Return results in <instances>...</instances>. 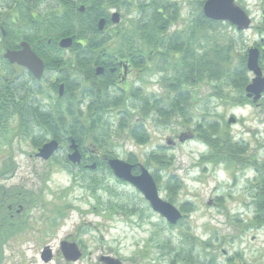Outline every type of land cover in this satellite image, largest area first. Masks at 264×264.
<instances>
[{"label":"rangeland","instance_id":"374dc122","mask_svg":"<svg viewBox=\"0 0 264 264\" xmlns=\"http://www.w3.org/2000/svg\"><path fill=\"white\" fill-rule=\"evenodd\" d=\"M129 1L120 12L123 24L134 32L141 21H147L149 14L145 12L151 13L163 0ZM165 1L177 9L172 11L175 18L170 22L175 24L159 36L167 37L162 41L166 43L174 35L185 32L191 35V26L199 19L196 16L199 5L205 0ZM263 2L246 0L245 5L254 20L253 26L243 33L229 22L216 20H212L217 24L207 35L200 30L204 40L220 43L232 40L229 54L232 66L228 68H236L238 74L228 80L237 76L238 84L246 77L239 76V72L244 70L242 63L247 64V49L256 43L264 45ZM167 12L168 15L172 13ZM110 48L117 46L111 44ZM57 75L48 74L46 82ZM171 75V70L163 67V59L155 57V62L146 64L143 72L134 74L136 82L131 79L125 88H141L142 96H155L161 99V105L168 107L176 95L168 87ZM228 82L221 79L204 81L192 89L189 86L183 93L187 100L184 104L186 115L182 117L171 114V118L165 120L166 117L159 119L156 111L145 115L133 109L134 116L128 124L140 120L150 141L139 145L128 131L117 134L113 141L118 158L128 161L133 153L135 163L143 164L153 176L159 173L160 181L155 180L160 196L184 214L176 225L154 212L133 185L108 171L87 168L85 173L83 168L74 165L68 168L69 143L61 144L48 161L36 157L39 147H35L33 137L39 136V139L44 130L29 129V134H24L12 113L0 116V172L15 162L14 177L0 178V184L5 190L17 187L16 191L23 192L17 196V202L13 198L10 200L9 195L3 197L2 193L1 203H13L17 209V205L28 207L15 214L17 227L11 232L10 241L0 245V264H104L100 258L107 255L119 259L122 264H186L176 261L177 256L191 249L198 256L195 264H264V224H259L264 216L260 211L264 200V110L239 106L241 89ZM42 84L43 91L50 92L46 102L55 100L58 87L52 90ZM232 97L237 98V104ZM109 116L114 123L119 120L117 110L111 111ZM231 117H235L236 122L229 124ZM203 121L214 124L220 133L228 132L229 142L212 149L198 139L196 123ZM189 133L193 138L188 137ZM45 138L46 141L53 139L51 135ZM243 138L245 141H241ZM153 152L165 155L170 163L159 165L150 161L147 166L148 156ZM210 155L216 156L217 160L213 159L219 162L209 160ZM204 157L207 160L202 163ZM73 172L79 179L85 176L86 182L73 185ZM94 172L100 181L95 192L87 188ZM170 174L177 175L182 182L172 196L166 189ZM5 205L3 209L7 211ZM63 241L77 243L82 257L75 262L65 260L61 250ZM47 246L52 249L49 262L41 257Z\"/></svg>","mask_w":264,"mask_h":264},{"label":"trees","instance_id":"16d2710c","mask_svg":"<svg viewBox=\"0 0 264 264\" xmlns=\"http://www.w3.org/2000/svg\"><path fill=\"white\" fill-rule=\"evenodd\" d=\"M78 1L86 5V13L79 11L81 4ZM118 1L64 0L61 2L63 8L60 6L59 10L53 11L52 15H48L43 20V23L42 21L39 23H36L37 20L34 21L36 23H33L34 35L44 38V41L51 39L50 46L52 47L53 45L54 48L59 50L60 47L56 45L57 40L67 36H71L74 39L73 49H109L110 46L106 42L100 43L95 37L99 34L97 22L103 15V11L106 10L104 7H108V4L117 3ZM156 8L161 10L160 14L155 8L151 13L145 12L149 14L147 19L149 23L145 27L144 32H149V34L146 35L144 43L137 39L134 40L135 42L127 40L124 35L119 41L117 48L125 49L126 46L138 48L137 43H140L147 50H162L156 55V58L163 59V67L171 70L172 75L168 78L171 82L168 87L172 88L176 93L173 100L169 102L168 107H165L164 104L161 105V99H155V96H142L141 88L134 87L131 90L124 88L121 91L114 89L112 91L105 84L107 83V81L104 82L105 78H100L93 74L92 66L95 57L90 53L85 52L78 56V58H81V56L88 58L87 62L82 63L81 61H74L73 58L65 61H53V58L38 51L47 61V64L49 63L51 66L49 69H62L63 72H68L69 75H76V81L79 84L76 85L74 84L76 81H70L69 88L77 87L80 93L72 94L67 89L64 96H59L52 102L47 103L46 96L50 92L45 93L43 91L41 82L35 80L31 75L28 76L19 66L13 68V65L9 64L10 66L6 68L4 59L0 56V116L12 113L18 119L19 128L24 134H29V129L33 131L36 129L44 130V133L40 134L41 137L39 139L37 138L39 136L33 137L35 147L42 146L46 142L45 137L47 135L59 140L61 144H70L71 139L74 138L80 148L94 146L107 157L115 158L117 154L113 147V141L116 139L117 134L119 136L121 132L128 131L130 137L139 145L147 144L150 141V135L140 120H136L131 125L128 124V120L134 116H132L133 109L140 110L145 115L156 111L160 115L159 119L166 117L165 120L171 114L182 117L186 115L184 104L187 100V97H183V93L189 86L192 89L193 86H199L204 81L211 82L223 79L225 82L229 81L230 86L241 90L244 88L247 83L246 77L241 78L240 84L237 83V76L234 80H228L230 77H234V74H238L236 68H228V66H232V60L229 55L233 47L232 40L220 43L210 38L211 42L210 40L201 39L200 30L207 35V32L217 24L204 15L203 2L200 3L199 12L196 15L199 19L195 20L196 24L194 26H191V35L186 32L183 35H174L166 43L165 41L158 43L161 29L159 28L160 24L156 23L155 20L158 21L160 18L163 27L166 19L172 21L175 18L172 11H176L177 7L175 9L167 1L163 0L156 5ZM61 9H63V13ZM168 10L172 12L170 15H168ZM0 24L5 25L4 23ZM163 29L161 32H163ZM242 65L244 70L239 72V76L246 73V65L243 63ZM92 75L94 79L84 78V76L91 77ZM56 88L54 87L52 90ZM130 95L135 98L133 102L128 100ZM48 98L51 97L48 96ZM233 99L234 103L237 104V98ZM240 102L243 103V101ZM114 110H117L119 117V120H116L115 123L109 116L110 112ZM1 122L2 119H0ZM195 131L197 132L196 137L203 143L208 144L212 149H216L220 143L224 145L225 142H229L228 132L220 133L214 124H208L206 121L197 122ZM89 153V163L91 161L97 162L95 171L106 170L113 174L105 159H97L96 155L92 154V152ZM213 158L217 160L216 156L210 155L208 157L209 160L215 161ZM135 159L134 154L130 153L128 161L135 163ZM205 160H207V157L202 158V163ZM150 161L159 165L170 163L165 155L157 152H153L148 156L147 166H150ZM67 165L68 168L73 167V165ZM79 167L83 168L85 173L88 171L84 165ZM73 173L75 174L73 185L79 182H86L87 178L85 176H80L79 179L77 173ZM154 177L158 182L160 181L159 173L155 174ZM89 178L92 182H88L87 188L95 192L100 185L98 175L94 172ZM181 183L177 175L170 174L166 182V189L170 191V196L181 188ZM260 211L264 215V200ZM259 224H264V216L259 221ZM189 236L191 237V234ZM197 258L198 256H195L193 249H191V252L188 251L178 255L176 261L195 264L194 260H198Z\"/></svg>","mask_w":264,"mask_h":264},{"label":"flooded vegetation","instance_id":"af4514ba","mask_svg":"<svg viewBox=\"0 0 264 264\" xmlns=\"http://www.w3.org/2000/svg\"><path fill=\"white\" fill-rule=\"evenodd\" d=\"M62 1L64 0H0V23H4L5 25L0 24V56L4 59V65L6 68L10 66L9 64L13 65V68L19 66L21 67L27 75H31L37 80L38 82H41V88L43 86L42 83L46 84V86L50 88L58 87L57 88V94L59 96H64L66 93V90L69 89L72 94L80 93V90L77 89V87L70 89L69 88V83L70 81H76V75H69L68 72L62 71V69H49L51 66L49 63L47 64V61L43 58L41 54H45L53 58V61H65L68 59L73 58L74 61H81L82 63L87 62L88 58H84L81 56V58H78V56L86 53H90L91 55H94V62H93V74L97 77L100 78H105L104 82L107 85L108 88H111L112 91L114 89H117V91H121L125 88L127 84L131 82V79L135 81L136 76L134 74H140L143 72V69L146 67V64L150 65V63L155 62V57L158 53H160L162 50H147L145 47L137 43L138 48H129L126 46L125 49H93V50H78V49H73V45L70 48H61L59 46L60 41L63 38L66 37H61L57 40L56 45L60 47V50L57 48H54V46L51 45V39H47L44 41V38H39L34 35V28H33V23L35 20H37L36 23H39L45 18H47L48 15H52V12L55 10H59L60 6L62 7ZM237 3L245 9V11L248 13V15L251 17L252 21L254 20V17L251 15L250 10H248L246 4V0H236ZM80 1H78L79 3ZM127 2L129 3V0H119L117 3H111L108 4V7H104L106 10L103 11V15L99 18L97 22V28L99 31V34H97L95 37L96 39L101 43V42H106L109 46L111 44H115V46H118L117 40H121L124 35L127 40H138L142 43H144L146 35L149 34V32L145 33V27L148 25V20L147 21H141V25L134 31L130 32V30L123 24L122 17H121V12L122 7L126 6ZM79 6V11L81 13H86V5L82 4L80 2ZM263 7L261 11V18L262 21H264V2H263ZM49 6V7H48ZM48 7V10H45L44 8ZM82 7H84L82 9ZM63 8V7H62ZM158 13H161V10L155 8ZM62 13H63V9ZM155 10V11H156ZM114 13H119V18L118 21L115 22L114 19ZM104 19L105 22L103 24V27L100 28V20ZM172 20V18H171ZM170 19H166L165 24L162 27V24L160 22V18L158 21L155 20L156 23L160 24V29L163 32H166L165 30H170L171 27L175 23H170ZM34 23V24H36ZM40 23V24H42ZM252 23L248 29L245 30H239V32L243 33L247 30H249L252 27ZM257 28H261V26H258ZM159 29V30H160ZM140 30V31H139ZM159 31V36L163 32ZM71 37V36H67ZM73 38V37H72ZM165 38H160L158 43H163L162 41ZM23 42L28 43L32 50L40 57L44 63V71L42 73V76L40 79L36 78L35 75L26 67L20 66L15 63H11L8 59L5 58V54L8 50H13V51H20L23 47L22 44ZM46 42V43H44ZM135 42V41H134ZM161 45V44H160ZM262 45V44H261ZM260 44L256 43L254 46L252 45L250 48L247 49V53L245 54L246 56V63H248V57H249V50L251 48H257L259 51V60L258 64L260 67V78L264 79V45L261 46ZM50 47V48H49ZM41 53H39V52ZM157 59V58H156ZM7 62V63H6ZM102 67L103 71L99 72V68ZM246 73L245 76L247 78V83L244 86V88L241 90V97L243 103L239 106H249V107H255L259 108L262 107L264 110V88L259 94V98L256 99V94L252 93L253 95H249L247 92V87L253 82V79L257 77V75L248 69L247 64L245 66ZM58 73L57 76L52 77L48 82H46V79L48 77V74L50 73ZM62 75H61V73ZM84 78H91L94 79V76L92 75L91 77L84 76ZM28 82H29V77H28ZM27 82V83H28ZM136 82V81H135ZM64 84V90L63 93L61 94L60 92V87L61 85ZM74 84L78 85L79 83L76 81ZM82 85V84H80ZM84 86V85H83ZM83 88V87H82ZM135 99L133 96H129V99ZM236 122V121H235ZM191 138V134L189 133ZM184 139V138H183ZM241 141H245L244 138ZM264 149V146L262 147ZM38 149V148H37ZM72 152V150H69ZM70 152L67 155V159L69 160V155ZM80 152L82 153V159L81 163L78 164H73L70 162L71 165H74L76 167H79L81 165H84L86 168L89 167L92 169L90 166L92 164H96L95 169L97 168V162L96 161H91L89 163L88 157H90V153L97 156V159L103 158L106 160V155H103L101 151L96 149L94 146H89V148H80ZM91 159V158H90ZM90 164V165H89ZM0 172V178H5V180L13 178V173L15 171V162L12 161L9 166H6L5 169ZM133 173L138 175L140 173V167L135 166L133 168ZM5 185V184H4ZM17 187L12 188L10 187L9 190H5V186L0 184V245H4V242L10 241V235L11 232H14L17 227V218L16 215L17 213H21L24 209L27 210V205H17L19 209L15 208L16 205L13 203H9L7 205L1 203V195L3 193V197H8L11 200V198L15 199L18 195H22L23 192H18L16 191ZM27 189V188H26ZM5 191V192H4ZM8 192V193H7ZM26 194H29V190H26ZM262 194L258 192V196ZM17 202V201H16ZM4 205L5 208H8V210H4ZM15 208V210H13ZM14 213H13V211ZM24 210V211H25ZM9 237V238H8ZM102 257L100 258V261L106 264L103 260ZM233 258V257H232ZM232 258H228L227 260H232ZM234 259V258H233Z\"/></svg>","mask_w":264,"mask_h":264},{"label":"water","instance_id":"95a60500","mask_svg":"<svg viewBox=\"0 0 264 264\" xmlns=\"http://www.w3.org/2000/svg\"><path fill=\"white\" fill-rule=\"evenodd\" d=\"M83 8L84 7H82V9ZM203 11L207 18L216 21L229 22L239 30L248 29L252 23L250 16L240 5L237 4L236 0H206L203 6ZM118 18L119 13H114L113 20L117 22ZM104 22V19L100 20V28L103 27ZM73 42L74 40L72 37H66L60 41L59 46L61 48H70L73 45ZM22 47L23 48L20 51L8 50L5 54V58L11 63L28 68L36 78L40 79L44 71V63L42 59L38 57L28 43L23 42ZM258 60V49L251 48L249 50L247 67L249 70L253 71L257 77L253 79V82L247 87V92L250 96L253 95L252 93H255L257 95L256 99L259 98V94L264 88V79L259 76L261 71ZM101 71H103L102 67L99 68V72ZM63 90L64 84L60 87L61 94L63 93ZM235 121L236 119L231 117L229 119V124ZM181 141H184V139L182 138ZM169 143L171 144V142ZM59 147L60 144L57 140H51L39 148L36 155L48 160L59 149ZM70 147L73 149V152L69 155V160L74 163H80L82 153L80 152L79 145L75 139L71 140ZM106 159L115 177L132 184L143 194L152 210L165 218L167 222L175 225L183 218V213L178 207L169 201L164 200L160 196L159 188L153 175L144 165L138 164L141 171L136 175L133 173L135 165L121 158L106 157ZM90 167L94 169L96 164L94 163ZM61 250L67 261H77L82 256V251L75 242L63 241L61 243ZM41 257L45 262H49L52 259V249L50 246L44 248ZM102 260L106 264H122L119 259L111 256H103Z\"/></svg>","mask_w":264,"mask_h":264}]
</instances>
